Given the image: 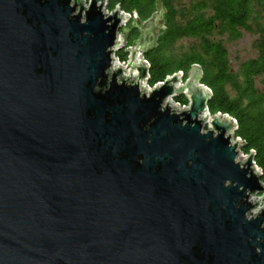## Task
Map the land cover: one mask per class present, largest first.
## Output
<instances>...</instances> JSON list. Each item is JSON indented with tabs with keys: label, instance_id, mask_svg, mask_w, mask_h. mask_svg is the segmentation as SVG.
Segmentation results:
<instances>
[{
	"label": "water",
	"instance_id": "1",
	"mask_svg": "<svg viewBox=\"0 0 264 264\" xmlns=\"http://www.w3.org/2000/svg\"><path fill=\"white\" fill-rule=\"evenodd\" d=\"M107 2L0 0V264H264L236 120L196 64L146 86L162 0L117 64L131 17Z\"/></svg>",
	"mask_w": 264,
	"mask_h": 264
},
{
	"label": "trees",
	"instance_id": "2",
	"mask_svg": "<svg viewBox=\"0 0 264 264\" xmlns=\"http://www.w3.org/2000/svg\"><path fill=\"white\" fill-rule=\"evenodd\" d=\"M155 1L108 0L106 8L112 11L118 4L145 21L156 11ZM162 6L167 29L155 38L154 47L142 53L149 63L148 85L179 71L186 76L193 64L200 66L201 82L211 90L210 113H227L236 120L235 137L245 142L241 152L254 151L264 182V0H162ZM132 22L133 18L128 30ZM243 32L256 35V54L234 68L225 41L239 39ZM139 37L137 27L128 31L125 47L116 52L120 61L127 57L126 47ZM175 101L188 102L183 94Z\"/></svg>",
	"mask_w": 264,
	"mask_h": 264
},
{
	"label": "rangeland",
	"instance_id": "3",
	"mask_svg": "<svg viewBox=\"0 0 264 264\" xmlns=\"http://www.w3.org/2000/svg\"><path fill=\"white\" fill-rule=\"evenodd\" d=\"M255 38L256 35L248 32H243L242 36L239 39L225 41L230 62L234 68H236L240 62L255 56L256 51L253 47V41L255 40ZM145 41H148V37L146 35ZM262 79L264 80V76L262 77ZM259 81L260 79H258V82ZM173 101L176 102L175 99H173Z\"/></svg>",
	"mask_w": 264,
	"mask_h": 264
},
{
	"label": "built area",
	"instance_id": "4",
	"mask_svg": "<svg viewBox=\"0 0 264 264\" xmlns=\"http://www.w3.org/2000/svg\"><path fill=\"white\" fill-rule=\"evenodd\" d=\"M126 13V12H125ZM126 14H128L130 17H131V19L133 18V14L131 15V14H129V13H126ZM136 15V14H135ZM137 17V16H136ZM131 21V20H130ZM123 26H128L127 24H124ZM119 34H120V31L118 32ZM126 44V43H125ZM132 45H130V46H128V47H126V49H128V48H130ZM125 47V46H124ZM123 47V48H124ZM128 55H129V53L127 52V57H126V59L124 60V61H120L119 59H118V57L116 56V53H115V55H114V57H116V62H117V64H121L122 63V66H124L125 64H126V62H127V60H128ZM142 56V58L144 59V62H146L148 65H149V63H148V61L144 58V56H143V54L141 55ZM162 82V81H161ZM146 86L148 87V88H151L152 86H149L148 85V83L146 84ZM174 102V101H173ZM175 104H178V106L181 108L182 106H187V104H188V102H187V104H180V103H178V102H174ZM243 154V153H242ZM243 155H246V154H243Z\"/></svg>",
	"mask_w": 264,
	"mask_h": 264
}]
</instances>
